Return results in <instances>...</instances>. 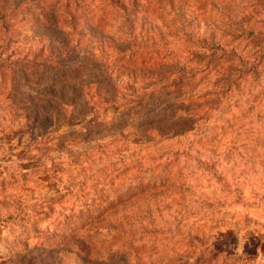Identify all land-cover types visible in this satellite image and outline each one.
Masks as SVG:
<instances>
[{
	"label": "rangeland",
	"instance_id": "374dc122",
	"mask_svg": "<svg viewBox=\"0 0 264 264\" xmlns=\"http://www.w3.org/2000/svg\"><path fill=\"white\" fill-rule=\"evenodd\" d=\"M109 2L63 11L62 91L44 12L0 28V264H264V0Z\"/></svg>",
	"mask_w": 264,
	"mask_h": 264
},
{
	"label": "trees",
	"instance_id": "16d2710c",
	"mask_svg": "<svg viewBox=\"0 0 264 264\" xmlns=\"http://www.w3.org/2000/svg\"><path fill=\"white\" fill-rule=\"evenodd\" d=\"M122 1H125V0H110L109 2L110 6H109V11L107 12V16L119 11L120 9L123 10V12L125 13V16H129V11L127 7H125L123 4H119V2H122ZM76 2L77 0H0V22L3 23L0 26V28H5L9 26L10 24H12L11 22L12 20H14L16 16H20V15L26 16L32 10L44 12V17L47 18V19L44 18L45 19L44 24H47L48 28H50L49 30L53 31L52 32L53 34L47 37L50 38L52 42L55 43L56 45L57 59L55 63H56L57 72L60 75V77L56 80V86L59 91L63 90V86H64L63 83H65V79L63 78V75H64V71L68 69L66 68V66L70 62L78 59L81 56L79 52L80 50H78V45L72 46L71 41H70V35H71V32L75 29V26H70V28L65 29L61 25V19H60L61 15H63V11L67 9H71L73 5H76ZM130 10H132V8ZM139 12L140 11H134V14L137 15ZM67 16L70 18H73V16H71L70 14H67ZM39 19H40V14H38L36 17V20H39ZM133 21L136 22V20H133ZM97 26H100L101 28H103V24L101 23L100 24L98 23ZM102 38L106 39L104 37ZM107 39L113 40L110 38H107ZM151 56L152 55L150 53L148 58H150ZM141 64L142 66H144L145 69L155 68L156 70H158L157 72L151 73V75L149 76V77L155 78L156 86H154L151 89L152 91L146 92L148 91L147 86L140 85L137 88V90H140V92L136 93L135 91H133L130 94V95L135 94L134 95V97H136L134 101L135 104L145 109L146 108L156 109L160 107H172L175 103H177V100H172L169 98L170 96L169 93L171 90L168 88V86L169 85L177 86L178 84L182 86L186 82L184 75L180 74L174 77L175 80H173V78L171 79L172 75L168 74V71H166V68H167L165 67L166 65L160 61L151 62L145 65H143V63ZM107 72H108L107 69L102 71V73L105 75L107 74ZM139 84H140V80H139ZM108 93L104 95L102 99L105 102H115L117 99L116 92L115 91L112 92L113 97L109 96L111 94H108ZM159 94L164 95L163 97H165L160 102H158L159 98L157 97V95ZM186 112L187 111L185 110V108H182L179 112L178 117L183 118V116L187 115ZM149 118L150 116L146 118L147 121ZM170 118L172 117L164 115L162 116L161 120H154V123L159 124L162 122H166V120ZM140 125L144 126L146 125V123H141Z\"/></svg>",
	"mask_w": 264,
	"mask_h": 264
}]
</instances>
